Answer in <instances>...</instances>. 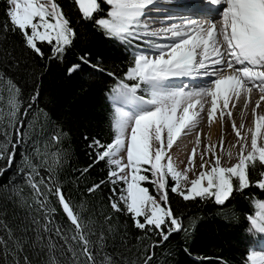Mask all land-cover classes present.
<instances>
[{"label": "snow or ice", "instance_id": "snow-or-ice-1", "mask_svg": "<svg viewBox=\"0 0 264 264\" xmlns=\"http://www.w3.org/2000/svg\"><path fill=\"white\" fill-rule=\"evenodd\" d=\"M73 3L81 18L93 20L106 39L130 49L121 76L106 72L103 59L98 56L93 61L87 52L79 56L78 63L66 68L69 75H74L87 66L94 74L114 80L107 92L110 140L105 144L93 138L88 144L96 149L93 163L107 162L106 180L113 185V195L108 198L111 209L126 214L134 228L144 233L158 231L166 240L182 228L180 217L169 204V189L185 201L211 199L217 205L230 203L231 197L242 196L253 184L264 190V0H176L165 11H154L164 7L162 0ZM174 12L189 15H170ZM4 14L6 21L0 27L18 33L21 48L40 59L46 58L47 48L48 59L62 60L78 38L76 26L57 0H5ZM161 15L165 17L162 20L153 18ZM156 24L161 26L154 27ZM5 55L12 57L11 53ZM11 63L18 70L25 67L19 57H12ZM197 79L206 83L194 87ZM7 84L14 94L8 100V122L2 125L0 136L6 142L12 136L13 143L0 149V156L11 162L14 152L8 149L18 147L27 133L18 116L21 89L10 78ZM254 90L260 94L252 101ZM241 97L245 107L252 105V120L247 129L243 121L239 126L231 124L239 145L235 157L231 150L218 155L214 146L205 145L199 153L200 163L195 165L199 171L193 169L190 178L193 154L187 156L184 169H178L169 151L174 141L183 130L196 126L201 112H206L209 122L216 112L223 117L228 111L231 116L229 102L235 104ZM62 135L54 132L50 136L46 147L56 150L45 152L40 163L38 148L32 160L23 157L25 166H18L19 178L30 187L31 200L23 196L15 182L13 199L25 205L30 215L20 237L4 225L8 236L0 237V244L6 256L14 257L13 264H21L26 246L47 255L45 264H118L104 251L108 233L113 231L110 217L86 219L83 205L77 209L53 175V165L66 157L58 148ZM196 136L199 145L200 133ZM196 151L193 148V153ZM225 160L228 162H222ZM257 168L260 171L254 177ZM42 171L47 174L41 175ZM145 182L153 186L155 194L144 186ZM104 183H93L87 191L92 193ZM53 199L69 222L67 227L54 223L57 207L50 203ZM253 203L258 211L246 216L248 231L264 240V200ZM152 256V252H146L143 264H151ZM22 262L30 264L29 256L23 255ZM245 264H264V251L250 249Z\"/></svg>", "mask_w": 264, "mask_h": 264}, {"label": "trees", "instance_id": "trees-1", "mask_svg": "<svg viewBox=\"0 0 264 264\" xmlns=\"http://www.w3.org/2000/svg\"><path fill=\"white\" fill-rule=\"evenodd\" d=\"M76 26L78 38L63 56L62 60L40 59L21 48L18 33L5 32L0 27V131L8 122L10 105L8 100L14 93L10 91L7 80L12 79L20 89L23 100L19 102L18 116L23 120L27 135L15 149L11 162L0 156V237L7 239L4 225L20 237L29 217L28 208L13 199V182L22 189L23 196L31 200V189L19 178V167L25 166L23 157L32 160L39 149L37 163L44 159V153L56 150L48 148L50 136L62 132L58 148L66 153L63 162L53 165V175L61 185L70 202L79 209L83 205L85 218L102 220L110 217L113 231L108 233L107 246L104 249L118 264H143L146 252H152L151 264H245L247 252L254 245L257 233H249V221L246 216L254 215L258 209L253 201L264 200V190L255 184L250 185L243 195L231 197V202L217 205L211 199L185 201L178 194L169 191V204L180 217L182 228L173 231L163 239L158 231L144 233L132 226L124 213H116L110 207L109 196L113 185L106 180L107 162H95V148L88 144L93 138L107 143L111 137L109 126L110 102L107 99L108 88L114 82L105 74H94L87 66L74 75L66 68L79 62V56L89 53L95 61L103 59L105 71H113L121 76L130 56V49L118 41L106 39L93 20L82 19L73 0H57ZM5 0H0V25L6 21ZM19 57L25 67L17 69L11 63L12 57ZM35 96V99L30 97ZM31 105L27 113L24 108ZM9 132L11 129L9 128ZM87 136V139L85 137ZM12 136L6 142L0 136V149L12 144ZM10 164V166H9ZM89 165H92L90 168ZM85 168L88 170L85 171ZM260 169L253 172L258 176ZM47 173L42 171L41 175ZM170 180V178H169ZM105 181L92 193L87 191L93 183ZM153 194L149 182L144 184ZM117 188L119 184L115 185ZM50 203L57 207L54 223L67 227L64 213L53 199ZM35 208L33 207V212ZM107 228V225H105ZM251 237V239L249 238ZM155 246L153 247V243ZM27 255L30 264H45L48 257L30 246L25 247L22 256ZM14 257L6 256L0 244V264H13Z\"/></svg>", "mask_w": 264, "mask_h": 264}, {"label": "bare ground", "instance_id": "bare-ground-1", "mask_svg": "<svg viewBox=\"0 0 264 264\" xmlns=\"http://www.w3.org/2000/svg\"><path fill=\"white\" fill-rule=\"evenodd\" d=\"M176 0H162V3L164 4L165 9L158 8L154 11H165L167 7L173 6ZM175 13V12H174ZM172 16L180 15V16H186L189 15L187 12H178V13H171ZM154 19H164V16L159 17H153ZM197 19H202V17H198ZM180 21H174V23H179ZM161 26L159 24L154 25ZM206 83V82H205ZM204 83L202 80L197 79L194 81L193 86L194 87H200ZM260 93L258 90H254L251 95V100L255 101L258 99V95ZM209 105H205V108L207 109ZM251 107L252 105L249 104L248 107H245L243 103V97L239 99H235V104H233L232 101L229 102V110L231 111L232 115H228V111H225L224 116L220 117L219 113H214L213 120L209 122L206 117V112H201V118L197 122L196 126L194 128H189L186 130H183V133L185 134H191L193 136V139L190 143H187L185 145V150L187 151L188 155L193 154V148H196V154L204 146L207 145L209 147H215L216 153L219 155L221 151H226V148L230 149L233 153V157H235L234 151L237 152L239 145L236 143L237 137L235 135L234 129L231 127V124L235 122L237 126L241 123V121L245 124V129H247L250 126V122L252 120V114H251ZM200 133V141L201 143L199 145L196 144V133ZM188 136V135H187ZM202 150V151H203ZM226 153V152H225ZM197 158V157H196ZM200 159V158H199ZM199 163V161H198ZM261 247V246H260ZM259 251H264V248H260Z\"/></svg>", "mask_w": 264, "mask_h": 264}, {"label": "rangeland", "instance_id": "rangeland-1", "mask_svg": "<svg viewBox=\"0 0 264 264\" xmlns=\"http://www.w3.org/2000/svg\"><path fill=\"white\" fill-rule=\"evenodd\" d=\"M161 9H165V8L163 7ZM175 13H173V14H175ZM172 22H174V21H172ZM156 27H160V26H156ZM205 82L206 81H203V83H205ZM192 139H193V136H191V134L189 136V134H185V132H184L183 135H181L180 137H178L174 141L173 148L169 150L171 152V155L173 157V161H174L175 165L180 170H183L184 167L187 165V156H188V153H187V151L185 150L184 147H185V145L187 143H190ZM202 147H200L201 149L199 150V152L197 154H196V152L195 153L192 152L193 153V161H194V163H193V166L190 167V170H189V177L190 178H193V169H195L196 172L199 171L198 168H195V165H198L200 163L199 153L202 152V150H203ZM228 150H230V149L226 148V151L225 152H227ZM234 154H236L235 151H234ZM198 161H199V163H198ZM222 162L227 163L228 161L225 160V161H222ZM153 194H155L154 188H153ZM261 243H263V242L261 241ZM261 247L263 249L264 245H261Z\"/></svg>", "mask_w": 264, "mask_h": 264}]
</instances>
